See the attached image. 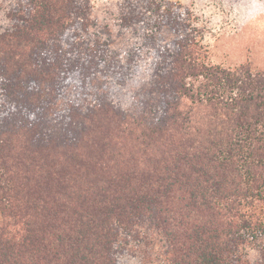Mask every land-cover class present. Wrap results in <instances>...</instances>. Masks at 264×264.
<instances>
[{
  "label": "trees",
  "instance_id": "trees-1",
  "mask_svg": "<svg viewBox=\"0 0 264 264\" xmlns=\"http://www.w3.org/2000/svg\"><path fill=\"white\" fill-rule=\"evenodd\" d=\"M203 40L179 0H0V264H264V67Z\"/></svg>",
  "mask_w": 264,
  "mask_h": 264
},
{
  "label": "rangeland",
  "instance_id": "rangeland-1",
  "mask_svg": "<svg viewBox=\"0 0 264 264\" xmlns=\"http://www.w3.org/2000/svg\"><path fill=\"white\" fill-rule=\"evenodd\" d=\"M118 1L90 0L93 18L104 23ZM179 1L198 16L211 62L264 67V0Z\"/></svg>",
  "mask_w": 264,
  "mask_h": 264
}]
</instances>
